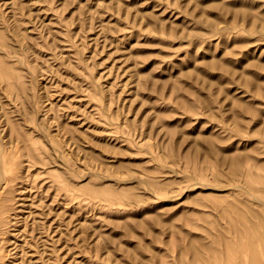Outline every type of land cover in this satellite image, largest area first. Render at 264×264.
I'll return each instance as SVG.
<instances>
[{"label":"rangeland","instance_id":"obj_1","mask_svg":"<svg viewBox=\"0 0 264 264\" xmlns=\"http://www.w3.org/2000/svg\"><path fill=\"white\" fill-rule=\"evenodd\" d=\"M0 264H264V0H0Z\"/></svg>","mask_w":264,"mask_h":264},{"label":"bare ground","instance_id":"obj_2","mask_svg":"<svg viewBox=\"0 0 264 264\" xmlns=\"http://www.w3.org/2000/svg\"><path fill=\"white\" fill-rule=\"evenodd\" d=\"M1 32V31H0Z\"/></svg>","mask_w":264,"mask_h":264}]
</instances>
